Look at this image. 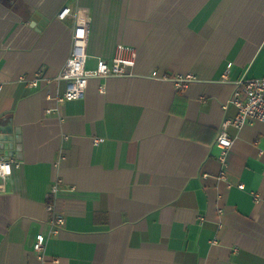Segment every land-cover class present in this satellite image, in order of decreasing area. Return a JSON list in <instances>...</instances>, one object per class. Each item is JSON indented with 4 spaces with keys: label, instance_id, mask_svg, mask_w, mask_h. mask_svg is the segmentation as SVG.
I'll return each instance as SVG.
<instances>
[{
    "label": "crops",
    "instance_id": "1",
    "mask_svg": "<svg viewBox=\"0 0 264 264\" xmlns=\"http://www.w3.org/2000/svg\"><path fill=\"white\" fill-rule=\"evenodd\" d=\"M67 6L90 17L88 67L121 44L139 58L60 104ZM243 76L264 77V0H0V136L21 163L0 192V264H264V123L228 128L224 166L216 146ZM49 204L65 225L40 259Z\"/></svg>",
    "mask_w": 264,
    "mask_h": 264
},
{
    "label": "built area",
    "instance_id": "2",
    "mask_svg": "<svg viewBox=\"0 0 264 264\" xmlns=\"http://www.w3.org/2000/svg\"><path fill=\"white\" fill-rule=\"evenodd\" d=\"M59 19L65 20L74 17L75 31L71 55L56 80L66 83L65 92L56 97L62 104L64 102L79 100L86 96L89 81L92 78H107L113 76H132L138 62L139 52L135 47L118 45L113 57L109 60L98 58L94 67H88L89 53L88 43L90 35V17L83 10L73 11L70 7H65L59 14ZM41 75L40 73L38 74ZM29 86H38V80H27ZM194 79L193 75L177 78L179 88H185ZM237 108V113L233 118H227L222 124L220 134L216 140V146L220 150L218 159L224 165L227 163V156L233 147L234 140L228 134V128L235 126L242 128L251 122L264 123V77L255 78L243 76L237 83L230 102ZM21 163L11 157L0 158V192L5 191L6 180L13 174L14 168H19ZM226 174L222 172L221 177ZM244 189V185L239 186ZM57 190L55 185L53 192ZM256 200L260 197L255 195ZM50 217V230L48 234L37 236L34 244L35 251L39 258L43 259L48 238L58 235L65 225V218L60 214L53 204L48 205Z\"/></svg>",
    "mask_w": 264,
    "mask_h": 264
},
{
    "label": "water",
    "instance_id": "3",
    "mask_svg": "<svg viewBox=\"0 0 264 264\" xmlns=\"http://www.w3.org/2000/svg\"><path fill=\"white\" fill-rule=\"evenodd\" d=\"M5 136L2 137L0 136V148L2 147L3 149H5V156L6 157H14L15 156V151L13 150V138L12 136L10 137V134H13L12 131H6L4 132ZM17 141L18 138H17ZM17 155V154H16Z\"/></svg>",
    "mask_w": 264,
    "mask_h": 264
}]
</instances>
